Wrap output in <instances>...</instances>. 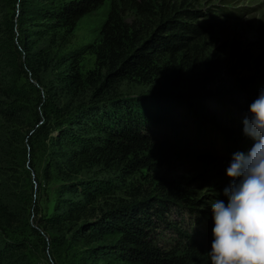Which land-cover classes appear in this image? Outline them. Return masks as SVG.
<instances>
[{"label":"trees","instance_id":"1","mask_svg":"<svg viewBox=\"0 0 264 264\" xmlns=\"http://www.w3.org/2000/svg\"><path fill=\"white\" fill-rule=\"evenodd\" d=\"M24 1L26 8L18 0L17 19L39 15L45 30L34 29L29 35L21 29L15 38L14 24L3 17L0 5V176L11 169L12 162L18 164L12 150L15 144H21L22 138L30 147L35 142L34 136L21 133L28 108L20 103L23 97L17 86L32 79L38 96L37 109L29 115L31 127L43 120L38 130L51 135L49 167L61 187L54 216L36 218L34 227L27 219L37 216L30 196L23 187L11 191V182L0 178V264H28L26 241L12 238L20 228H28L35 236L40 231L67 235L68 243L83 249L80 264H210L212 215L196 209L195 189L164 180L146 189L136 186L132 176L138 169H151L152 129L169 128L176 110L184 108L198 126L203 124L200 116L208 115L203 89L188 95L170 91L199 60L211 31L221 24L217 16L229 17L233 9L217 5L203 13L187 7L186 1L175 4L174 0ZM105 2L110 9L97 40L84 51L59 56L80 20ZM129 16L131 22L126 24ZM196 18H204L205 23L187 22ZM258 36L264 52V31ZM237 52L238 46L231 43L228 53ZM84 54L95 58V66L82 75ZM225 56L213 52L197 86L214 83ZM135 87L145 88L146 93L123 89ZM262 89L264 75L234 91L258 97ZM225 133L234 131L223 128L221 134ZM243 137L242 132L239 140ZM233 139L238 140L233 136L229 144L225 141L221 156L189 150L202 168L200 180L207 172L223 178L233 154H246ZM230 183L214 185L204 195L209 198L204 201L209 211L214 200L227 204L223 191ZM173 208L192 214L207 231L199 233L196 225L185 231L173 227L176 238L169 239L166 247L158 245L156 228L165 224V215Z\"/></svg>","mask_w":264,"mask_h":264},{"label":"rangeland","instance_id":"2","mask_svg":"<svg viewBox=\"0 0 264 264\" xmlns=\"http://www.w3.org/2000/svg\"><path fill=\"white\" fill-rule=\"evenodd\" d=\"M184 1L189 4L187 7L203 13H206L208 8L217 5H227L233 9L228 11L229 17L217 16L221 24L218 29L211 31V36L205 44L199 60L189 66V70H186L187 74L180 78L177 86L170 91L172 94L188 95L194 90L203 89L202 95L207 102L206 112L208 115L200 116L204 120L202 121L203 124L198 126L189 111L180 108L170 117L169 128L164 126L153 127L154 147L151 148V154H154V164L149 170L141 171L138 169L137 173L132 176V181L136 183V186H142L146 189H153L161 180L180 186L187 185L195 189L196 198L199 199L196 209L212 215L204 204V201L209 198L208 196L204 197V195L209 194L208 190L214 185L228 182L229 179L227 175L222 178L212 174V172H207V177L200 180L202 168L191 159L193 155L189 154V150L209 151L221 156L225 148V141L229 144L230 137L233 136L238 140L240 139L243 132L242 121L248 114L251 103L257 97L251 94H235L234 88L257 82L264 75V52L258 36L260 32L264 31V0H174V3ZM26 3V1L20 0V7L26 8L24 5ZM0 5L3 8V17L6 20H11L14 24L15 38H19L18 32L21 33V29L29 35L34 29L45 30V23L40 20L39 15L25 20L17 19L18 8H20L18 0H0ZM32 8L35 7L32 6ZM109 9V2H105L97 10L85 15L74 29L70 44L59 53V56H64L73 50L84 51L97 40L100 29L107 19ZM124 20L128 24L131 22V17H126ZM187 22L190 25L198 24L201 26L205 23V19H188ZM233 42L238 46L240 52L230 55L228 47ZM14 44L18 45L16 40ZM215 51L226 53L222 59L224 65L221 73L215 78L214 83L206 87H200L199 84L197 86L196 83L204 79L202 75L207 70ZM94 66L95 58L90 54H84L81 58L80 73L85 75ZM17 86L23 97L19 101L28 108L27 122L22 126L23 128H20L21 133L23 137L31 138L34 136L35 142L31 148L25 138H22L21 144L17 143L12 147L14 154H17L15 160H18V164L12 162L11 169L6 170V174L1 175L0 178L8 180L6 181L8 184L11 182L10 185L15 187L12 186L11 191L17 192L20 187L25 189L37 213L34 218L30 215L27 217V219L29 218L28 224L36 227L34 225L36 218L50 219L54 216L61 183L49 167L52 151L49 141L51 135H46L44 131L38 130L43 120L36 122L31 127L32 121L29 115L30 112L37 109L34 105L38 96L37 83L32 79L28 83L22 80ZM123 89H130V91L138 94L146 93L143 90L145 88L140 87ZM230 91H234V93H229ZM223 128L234 131V134H221ZM56 134L54 133L52 136H56ZM185 212L180 208H173L166 213L165 224L156 228V236L159 239L158 245L166 247L171 242L169 239L176 238L177 234L174 228L185 231L189 227L200 226L192 214L190 217L187 215L190 213ZM194 221H197V224ZM198 229L201 234L207 231L202 226ZM40 235H32L28 228H20L12 236V238L26 241L25 255L28 264L81 263L80 257L84 253L83 249L68 243L66 241L67 235L53 231H46L45 233L40 231Z\"/></svg>","mask_w":264,"mask_h":264},{"label":"clouds","instance_id":"3","mask_svg":"<svg viewBox=\"0 0 264 264\" xmlns=\"http://www.w3.org/2000/svg\"><path fill=\"white\" fill-rule=\"evenodd\" d=\"M243 134L249 153H234L222 200L211 203L210 264H264V89L251 103Z\"/></svg>","mask_w":264,"mask_h":264}]
</instances>
